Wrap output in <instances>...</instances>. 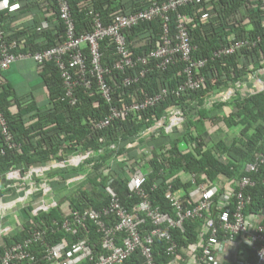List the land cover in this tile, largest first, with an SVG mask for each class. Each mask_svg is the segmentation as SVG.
<instances>
[{
	"label": "trees",
	"instance_id": "1",
	"mask_svg": "<svg viewBox=\"0 0 264 264\" xmlns=\"http://www.w3.org/2000/svg\"><path fill=\"white\" fill-rule=\"evenodd\" d=\"M163 1L67 0V3L74 22V33L80 36L92 32L93 22L89 12L97 15L103 25H108L110 15L118 10L130 14ZM10 2L19 3L21 9L30 11L39 10L41 6L49 14L45 19L49 24L47 31L36 33V22L32 21L23 25L13 36H27L25 52H38L65 41L66 30L59 18V4L56 0ZM211 5L212 16L208 23L200 19L199 8L190 6L178 10L190 19L189 35L192 45L196 47L193 57L207 61L200 72L205 78V86L199 91H187L178 99L170 93L153 110L130 115L103 131L93 130L92 125L106 115V103L91 92L77 88V104L71 107L65 99L60 71L52 62L44 63L40 67L42 85L47 94V101L41 109L32 102L22 106L21 101L24 98L17 97L7 85L0 86V112L7 121L14 143L20 147L19 151H8L0 156V174L17 168H22L25 173L37 160L55 156L60 149H64L67 154L78 152L84 156L78 171L86 174V182L64 199L71 211L97 210L106 206L107 199L103 189L108 184L117 194L120 203L131 209L141 202L140 198L127 190L128 179L122 165L123 162H131L132 165L140 167L146 176L142 187L145 198L162 212L169 213L170 207L164 199L166 185L171 183L173 190L183 188L189 191L192 188L190 184L180 183L179 177L182 173L195 175L197 182L208 187L222 179L234 181L241 177L246 164L252 163L258 155L264 157V91L241 96L236 89L237 84L248 82L264 67V15L257 4H247L242 0H213ZM10 19V15H0L2 23H9ZM147 31L151 32L145 37L147 39L132 44L134 58L145 55L159 40L160 23L154 20L125 33L129 43L132 37ZM6 33L9 38L8 32ZM232 37L234 40L259 41L249 50L242 49L231 56L214 58L213 54L228 46ZM100 52L102 66L110 68L116 59L113 46L105 41ZM181 70V65L163 72L153 69L128 90L118 89L117 86L120 79L134 75L135 72H126L124 76L113 72L112 79L108 78L107 83L115 91V101H118V96L123 95L126 103H130L129 95L134 100H140L153 95L159 88H167L172 92L182 82L179 74ZM227 90L233 91L235 96L226 102L215 100L211 108L205 107L206 100ZM12 103L18 110L15 114L10 111ZM174 104H178L184 111L185 123L182 129L171 134L160 132L157 138L142 137L145 130L153 127L164 115L166 108ZM227 107L232 108L230 113H220L219 116L214 114ZM219 123L224 128L223 133H210V128ZM134 143L141 148L150 149L151 159H136L135 148L129 147ZM65 159L63 157L62 160ZM65 173L67 174H64L63 180L71 176L69 172ZM249 177L255 182V186L245 191L251 197V202L244 215L259 218L264 226V188L260 183L264 179V165L258 173L250 174ZM63 221L64 215L60 211L59 203L47 212H38L30 217L28 215L19 232L0 239V255L13 244L22 242L34 228L48 230L45 238L47 245L63 242L69 246L74 237L59 228ZM202 223L201 220L186 221L183 235L174 232L179 247H186L197 241L198 229ZM50 229L56 232L51 233ZM86 229L94 252L100 253L95 228L87 223ZM142 230L149 231V224ZM164 251L165 244L155 241L152 247L155 264H169L170 257ZM128 264H145V261L140 252L136 251Z\"/></svg>",
	"mask_w": 264,
	"mask_h": 264
},
{
	"label": "built area",
	"instance_id": "2",
	"mask_svg": "<svg viewBox=\"0 0 264 264\" xmlns=\"http://www.w3.org/2000/svg\"><path fill=\"white\" fill-rule=\"evenodd\" d=\"M56 1L59 4V18L66 30L65 41L60 45L34 53L25 52L27 36L8 38L0 20V86L3 85L2 74L18 61H32L38 69L44 63L52 62L60 71L65 99L71 107L77 104L75 98L77 88L91 92L93 96L106 103L108 107L106 115L92 125V129L96 131H103L115 122L124 121L130 115L153 110L167 99L170 93L172 97L178 99L187 91H199L205 86V78L200 72L207 61L193 57L196 47L192 45L189 35L190 19L180 14L178 10L190 6L199 8L200 19L208 23L212 16L213 0H164L161 4L153 3L141 11L130 14L118 10L110 15L108 25H103L97 15L89 12L93 22L92 32L80 36L74 33V22L67 0ZM242 1L247 4H257L264 15V0ZM20 10L19 3L0 0V15L11 16ZM154 20L160 23L159 40L145 55L134 58L131 52L132 44L147 39L145 37L151 32L135 35L129 43L126 41L125 33ZM48 29V22L42 20L35 32L41 33ZM105 41L113 46L116 56L110 68H105L101 64L100 47ZM258 41V39L234 40L232 37L229 45L215 52L213 57L219 59L234 55L242 49L249 50L255 47ZM178 65L182 66L179 73L182 82L175 90L170 92L167 88H159L153 95L140 100H134L129 95L130 103H126L123 95L118 96V101H115V91L107 83L108 78L112 79L113 72L123 76L126 72H135L134 75L120 79V84L117 86L118 89L128 90L138 84L151 70L163 72ZM256 82V88L246 94L253 95L264 91V80ZM239 86L240 84L237 85ZM225 96L220 94L218 99L223 101ZM215 100V98L206 100L205 107L211 108ZM10 111L12 114L17 113L13 105ZM184 123V111L178 104H174L166 108L164 115L153 127L146 129L142 137L157 136L160 132L171 134L181 130ZM220 127L223 129L221 123L211 127L210 133L218 132ZM0 136L2 139L0 156H4L8 151L20 150L19 145L14 143L7 121L1 112ZM74 159L75 166L78 167L84 156L80 154ZM136 159L150 160L151 155L138 156ZM262 165H264V157L258 155L252 163L244 166L241 177H237L234 181H219L210 187L197 182L195 175L182 173L185 180L179 177L180 183L190 184L192 188L189 191L183 188L173 190L171 183L166 185L164 199L170 207L171 213H169L162 212L159 207L145 198L142 187L146 176L141 168L132 165L131 162H123L124 173L128 179V193L140 198L139 204L131 209L125 208L108 184L103 189L107 199L106 206L97 210H70L64 217L59 228L74 237V241L69 246L63 242L47 245L45 238L48 230L34 228L22 242L13 244L0 255V264H128L130 257L136 251L140 252L145 264H155L152 253L155 241L165 244L164 252L170 257L169 264H218V257L223 253L224 248L238 239L246 243L251 255L250 264H264V226L259 218L244 215L246 207L251 202V197L246 195L245 191L255 186L249 175L258 173ZM5 177L13 179L14 173L9 172ZM260 183L264 188V179ZM38 205L37 211L47 212L50 208L44 207L43 202ZM198 220L203 222V226L197 241L186 247H179L174 232L183 235L184 223ZM87 223L95 228L100 253L93 250L94 246L86 229ZM147 224L149 231L145 232L146 230L142 228ZM50 232L56 231L50 229Z\"/></svg>",
	"mask_w": 264,
	"mask_h": 264
},
{
	"label": "crops",
	"instance_id": "3",
	"mask_svg": "<svg viewBox=\"0 0 264 264\" xmlns=\"http://www.w3.org/2000/svg\"><path fill=\"white\" fill-rule=\"evenodd\" d=\"M46 13V9L41 6L39 10L30 11L21 9L19 12L12 14L10 22L3 23V27L5 31L8 32L9 38L14 39L13 36L23 25L35 21V27H37L39 23L45 20L49 15ZM261 76V73H259L248 82L241 83L239 87H237V84L236 89L242 88L245 92L254 90L257 84L256 81L264 80V75L263 79ZM1 80L3 85L9 86L17 97L24 98L21 101L22 106L32 102L41 109L43 105H45L47 94L42 85L40 69H38L32 61H18L13 64L9 70L2 74ZM220 94H224V96L229 95L227 99L226 96L223 97L224 100L222 101L218 99ZM234 96L235 94L233 91L227 90L215 95L214 98L217 101L226 102ZM12 105L16 107L14 103ZM231 110V107L221 108L219 111L217 110L214 112V114L216 116H219L220 113L228 114ZM16 111H18L17 107ZM221 131L223 133L224 128L222 129V127H220V130L216 133H220ZM157 137L158 135H149V139ZM129 147L135 148L137 157H144L146 154L151 155L150 149L148 150L147 147L141 148L137 143ZM78 156H80L78 152L67 154L64 152V149H60L55 156L37 160V163L29 167L25 173H23L22 168H17L0 174V209L2 215V219L0 220V233L4 232L0 234V239L19 232L26 219H28V215L30 217L41 212L37 211V209L39 208L38 204L42 202L48 208L50 207L49 209L54 208L59 203L60 211L64 217L69 214L71 209L64 199L86 182V174L84 175V172L78 171L83 161L78 167L75 166L74 158ZM63 157L66 158L64 161L62 160ZM9 172L14 173L13 179H7L5 177ZM65 172H69L71 176L63 180L64 174H67ZM182 175H180V179L182 178L185 180ZM17 176H19V178H17ZM223 180L228 179H222L220 181ZM64 208L67 209V212L64 211ZM9 214L15 218V223L13 225H9L7 221V216ZM202 226L198 229L197 236ZM217 262L218 264H250L251 255L248 252L245 241L238 239L234 243L227 245L223 253L218 257Z\"/></svg>",
	"mask_w": 264,
	"mask_h": 264
},
{
	"label": "rangeland",
	"instance_id": "4",
	"mask_svg": "<svg viewBox=\"0 0 264 264\" xmlns=\"http://www.w3.org/2000/svg\"><path fill=\"white\" fill-rule=\"evenodd\" d=\"M263 66H264V64H263ZM259 73H261V78L263 79V75H264V67L262 68V69H260V70H258L257 71V74H259ZM256 74V75H257ZM254 77V76H253ZM260 78V77H259ZM36 80H38V79H36ZM238 89V88H237ZM238 92L240 93V95L241 96H243V95H245L246 94V92H245V90H243L242 88H240V89H238ZM214 98V97H213ZM227 111V110H226ZM45 205V204H44ZM44 207H46V205L44 206ZM64 211H66L67 212V209L66 208H64ZM65 212V213H66ZM7 221H8V223H9V225H13L15 222V218H14V216H12L11 214H9L8 216H7Z\"/></svg>",
	"mask_w": 264,
	"mask_h": 264
},
{
	"label": "water",
	"instance_id": "5",
	"mask_svg": "<svg viewBox=\"0 0 264 264\" xmlns=\"http://www.w3.org/2000/svg\"><path fill=\"white\" fill-rule=\"evenodd\" d=\"M263 214V216H264V213H262Z\"/></svg>",
	"mask_w": 264,
	"mask_h": 264
}]
</instances>
